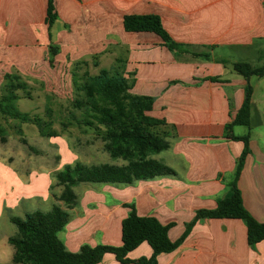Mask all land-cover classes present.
I'll return each mask as SVG.
<instances>
[{"label":"crops","instance_id":"0c3cea01","mask_svg":"<svg viewBox=\"0 0 264 264\" xmlns=\"http://www.w3.org/2000/svg\"><path fill=\"white\" fill-rule=\"evenodd\" d=\"M46 5L47 0H0V51L11 50L13 43L27 49L32 35H40L42 41L48 31ZM54 6L57 20L50 34L59 24L62 31L53 35L117 36L118 54L123 50L126 56L122 61L132 84L130 93L151 97L147 115L166 123L169 148L154 158L175 173L131 185L74 187L76 203L70 208L61 204L69 218L58 239L70 253L83 246L120 247L121 223L129 212L125 205H133L138 216L172 225L168 238L178 240L195 212L214 209L233 180L244 146L226 139L224 127L241 107L246 85L233 64L259 68L254 62H264V0H55ZM149 14L160 17L170 38L187 54L176 56L153 33L123 30L125 15ZM191 53L210 59H196ZM8 75L2 76L1 89H7L0 101L12 99L21 112L13 101L12 83H8L13 78ZM248 84L252 88L249 127L233 128L234 136H249V154L237 187L246 211L264 224V77H250ZM7 118L0 114V126ZM74 160L71 157L67 163ZM10 173L16 183L0 196V264H10L13 255L7 240L16 231L3 232L11 224L9 209L22 210L36 202L49 206L46 213L54 204L46 174L32 173L23 184ZM60 189L53 194L58 197ZM151 255V248L142 243L128 258L134 261ZM99 264L120 263L106 254ZM157 264H264V242L250 246L240 220H201L175 251L159 255Z\"/></svg>","mask_w":264,"mask_h":264},{"label":"trees","instance_id":"16d2710c","mask_svg":"<svg viewBox=\"0 0 264 264\" xmlns=\"http://www.w3.org/2000/svg\"><path fill=\"white\" fill-rule=\"evenodd\" d=\"M55 0H47L45 25L49 29L57 20ZM126 33H153L157 35L170 52L176 56L187 54L182 45L175 43L165 31L158 15H125L122 19ZM51 57L57 54V48L50 46ZM196 59L209 60V55L191 53ZM52 63L51 59L49 60ZM234 72L245 79L244 99L241 107L224 127V137L242 142L244 148L236 163L233 180L229 184L226 196L217 201L214 209L197 210L191 222L185 225L181 237L172 242L168 231L172 225L164 226L153 217H140L133 205H125L128 215L121 223L120 247L99 245L83 246L77 253L67 252L58 239V233L68 223V213L61 206L72 207L76 203L73 188L80 184L131 185L136 181H149L161 177H173L174 171L155 155L169 148L166 123L164 120L151 118L153 99L130 93L132 84L126 78L125 63L116 62L109 69H100L95 76L85 74L78 91L85 94L84 100H76L77 109L85 111L81 124L93 128L103 143V150L115 162L123 165H92L81 163L64 166L55 174L57 187L62 190L57 197L51 193L54 204L49 212L35 211L24 217H10L9 222L16 228V233L7 240L13 255L10 264H99L106 254H111L120 264H157L161 254L175 251L187 238L194 225L206 219L240 220L246 227L247 243L255 246L264 242V224L257 222L244 208L237 181L249 154V136L236 137L233 128L249 127L252 88L248 84L250 77H264V66L253 68L248 63L233 64ZM74 78V77H73ZM218 82L219 78H210ZM14 101V99H13ZM0 114L19 122H28L27 114L16 110L12 99L0 101ZM41 129L42 137H52L53 133ZM4 131L0 128V138ZM147 243L152 250L150 258L130 260L128 254Z\"/></svg>","mask_w":264,"mask_h":264},{"label":"rangeland","instance_id":"374dc122","mask_svg":"<svg viewBox=\"0 0 264 264\" xmlns=\"http://www.w3.org/2000/svg\"><path fill=\"white\" fill-rule=\"evenodd\" d=\"M58 31L62 28L56 24L51 34L45 30L42 41L40 35L30 36L27 49L13 43L11 50L0 51V94L7 89H1L2 76L7 73L13 78L8 83H12L14 102L29 117L28 122L10 118L1 122L0 196L16 183L10 172L23 184L32 173L46 174L51 196L59 190L53 178L64 166L74 162L87 166L115 163L103 150L94 129L81 124L86 115L84 108L77 109L74 104L84 100L85 94L77 90L72 79L81 85L85 74L95 76L100 69H109L126 57L125 52L118 54L115 34L53 35ZM50 46L57 48L53 57ZM254 65L262 67L264 62ZM46 124L45 130L52 132V137L40 135ZM71 157L74 162L67 163ZM49 209L47 204L30 202L22 210L9 209L8 215L22 218L25 213ZM7 226L4 233L10 234L11 228L16 231L12 224Z\"/></svg>","mask_w":264,"mask_h":264}]
</instances>
